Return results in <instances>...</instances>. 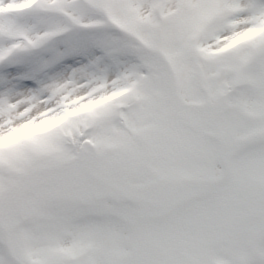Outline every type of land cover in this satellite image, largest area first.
I'll list each match as a JSON object with an SVG mask.
<instances>
[{
  "label": "snow or ice",
  "instance_id": "6c2138e0",
  "mask_svg": "<svg viewBox=\"0 0 264 264\" xmlns=\"http://www.w3.org/2000/svg\"><path fill=\"white\" fill-rule=\"evenodd\" d=\"M0 264H264V0H0Z\"/></svg>",
  "mask_w": 264,
  "mask_h": 264
}]
</instances>
